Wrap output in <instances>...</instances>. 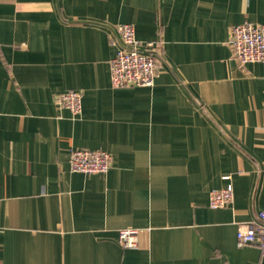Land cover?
<instances>
[{
	"label": "crops",
	"instance_id": "1",
	"mask_svg": "<svg viewBox=\"0 0 264 264\" xmlns=\"http://www.w3.org/2000/svg\"><path fill=\"white\" fill-rule=\"evenodd\" d=\"M246 21L264 0H0V264H264L237 241L264 212V63L229 43ZM120 24L162 42L153 87L112 86ZM70 90L77 118L55 105ZM77 149L110 171L73 172Z\"/></svg>",
	"mask_w": 264,
	"mask_h": 264
},
{
	"label": "built area",
	"instance_id": "2",
	"mask_svg": "<svg viewBox=\"0 0 264 264\" xmlns=\"http://www.w3.org/2000/svg\"><path fill=\"white\" fill-rule=\"evenodd\" d=\"M119 48L110 62L111 84L114 88L153 87L158 76V59L162 53V42H141L135 26L120 24L117 27ZM230 46L235 58L242 66L264 63V26L246 21L231 28ZM58 110H69L74 118L83 111V95L70 90L55 96ZM113 157L103 150L77 149L71 152V170L82 174H107L112 167ZM229 180V177H225ZM234 187L229 183L223 189L210 192L209 205L212 209L226 208L234 203ZM140 229L119 230L118 241L123 248L135 249L139 244ZM239 246L259 245L264 252V212L257 220L239 224L237 232Z\"/></svg>",
	"mask_w": 264,
	"mask_h": 264
}]
</instances>
